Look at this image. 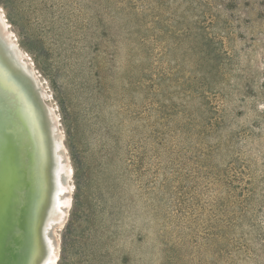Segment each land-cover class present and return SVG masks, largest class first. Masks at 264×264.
Returning a JSON list of instances; mask_svg holds the SVG:
<instances>
[{
  "label": "rangeland",
  "instance_id": "374dc122",
  "mask_svg": "<svg viewBox=\"0 0 264 264\" xmlns=\"http://www.w3.org/2000/svg\"><path fill=\"white\" fill-rule=\"evenodd\" d=\"M0 14L74 172L59 264H264V0H0Z\"/></svg>",
  "mask_w": 264,
  "mask_h": 264
},
{
  "label": "bare ground",
  "instance_id": "6f19581e",
  "mask_svg": "<svg viewBox=\"0 0 264 264\" xmlns=\"http://www.w3.org/2000/svg\"><path fill=\"white\" fill-rule=\"evenodd\" d=\"M36 72L0 14V164L6 170L3 184L6 204L2 211L0 237L8 245L6 250V245L0 248V264L15 263V256L10 257L9 246L18 232L16 214L24 198L25 180L31 183L26 196L30 200L24 207L27 206L25 220L29 233L21 257L25 256V260H21V264H28V261L29 264H59L62 252L59 234L70 220L74 172L58 115L49 104V95ZM23 105L30 112L29 121L21 119ZM36 115L41 117L42 130ZM33 123L35 128H32ZM39 137L46 143L42 157L37 144ZM45 171L49 173L47 182ZM28 174L31 180H28ZM36 215L42 220L39 237L31 233Z\"/></svg>",
  "mask_w": 264,
  "mask_h": 264
},
{
  "label": "water",
  "instance_id": "95a60500",
  "mask_svg": "<svg viewBox=\"0 0 264 264\" xmlns=\"http://www.w3.org/2000/svg\"><path fill=\"white\" fill-rule=\"evenodd\" d=\"M21 101H22L23 104H25L24 100H21ZM23 109H25L27 111L26 105H23L22 110H21L22 112H20L21 119L29 121L30 120V115H29L30 112L27 111V114H25ZM18 115H19V113H18ZM37 120H38V124H39V126L41 127V130H42L43 124H42L41 117L37 116ZM30 124H31V121H30ZM33 127L35 128V124L34 123H33L32 128ZM42 135H43V133H42ZM37 144H38V148H40L39 151H41V152H39L40 155L41 154L43 155L44 154L43 151L45 152V150H46V143L44 142L43 137H42V140L39 137V141L37 140ZM33 147H34V144H33ZM42 155H41V157H42ZM29 173H32L31 170H29ZM45 174H46V182H47V179L49 181V173L47 174V172L45 171ZM5 175H6V170L4 169V165L0 164V225L2 224V220H3V212L2 211H3V209L5 207V204H6V194H5V188L3 186V184H5V181H6V180H4ZM30 176L31 175L28 174V180H31ZM33 176H34V174H33ZM50 178H51V175H50ZM30 184H31L30 181L25 180L24 186H23V188L26 189L25 190V194L23 195L24 198L21 200L22 205H21V207L19 209L18 214H16V218L18 217V222H17V226H18L17 230H18V232H17V236L15 237V241H11L12 245L9 246L10 247L9 250L11 249V251H12L11 254H10V257L12 258V254L15 256L14 257V262H15L14 264H21V260H23V261L25 260V256H24V258H21V257H22V254L24 252V246H26V244H27V237H28V233H29V227L27 226V223H26V220H25V216H26V213H27L26 212L27 206H26L25 209H24V207L30 200L29 197H26L28 195V192L31 189V188L28 189L30 187ZM22 194H23V192H22ZM22 194L20 193L19 196L22 195ZM18 207H19V205H18ZM42 208L43 207L41 205L39 207V210H38V213L40 212L39 215H41V213H42L41 212ZM34 219H35V223H34V227H33L32 231H31V233L33 232V236L35 235L36 237H39L42 220H40L39 218L37 219V215H36V218H34ZM5 245H6V243L0 237V248H3V246H5ZM7 246L8 245L5 246V250L7 249L6 248ZM29 263L30 262L28 261V264Z\"/></svg>",
  "mask_w": 264,
  "mask_h": 264
}]
</instances>
